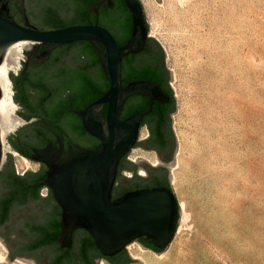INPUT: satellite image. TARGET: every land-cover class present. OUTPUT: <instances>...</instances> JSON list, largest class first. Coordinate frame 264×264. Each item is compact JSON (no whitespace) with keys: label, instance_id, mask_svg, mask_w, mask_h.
Masks as SVG:
<instances>
[{"label":"rangeland","instance_id":"374dc122","mask_svg":"<svg viewBox=\"0 0 264 264\" xmlns=\"http://www.w3.org/2000/svg\"><path fill=\"white\" fill-rule=\"evenodd\" d=\"M140 1L175 97L169 182L180 215L159 253L136 243L150 264H264V0H224L218 9L199 0ZM186 2L194 7L182 12ZM203 150L209 169L200 171ZM16 153L15 171L37 169L34 162L22 167ZM138 155L135 149L126 158Z\"/></svg>","mask_w":264,"mask_h":264},{"label":"flooded vegetation","instance_id":"af4514ba","mask_svg":"<svg viewBox=\"0 0 264 264\" xmlns=\"http://www.w3.org/2000/svg\"><path fill=\"white\" fill-rule=\"evenodd\" d=\"M34 1L36 8L31 6V0H13L10 3L11 14L22 22L25 12L32 25L49 29L51 27H47L46 19L39 22L38 13L42 16L46 8L53 7L60 13V9L66 7L69 12V17L64 18L67 25L97 23L112 33L118 45L124 44L130 37L131 13L121 0H110V5H95L96 10L92 3L98 0H91L87 9L86 4L79 0ZM28 44V53L20 58L17 72L10 77L18 116L22 119L19 129L10 137L14 152L38 167L21 172L14 170L12 182L4 193L0 192V230L12 227L11 223H14V231L26 233L25 243L20 248L8 245L5 238H1L6 252L0 255V264H15L16 257L27 259L20 255L23 251L47 253L44 261L30 260L31 264H130L135 260L125 248L113 255H104L84 228L73 229L68 244H61L62 209L50 186L42 182L47 166L31 157L34 149L44 148L48 143L61 144L63 149L70 145L94 149L99 145V138L84 127L78 111L108 90V80L100 62L97 63L87 41L41 45L38 50H47L45 56L34 53L36 44ZM120 75L123 85L134 79L158 84L166 99H154L151 109L140 120L138 138L129 151L138 149L143 153L142 157L138 155L133 160L135 163L117 172L116 178H120L125 169L138 174L143 182L120 190L113 187L112 198L121 196L127 190L159 185L170 187L168 179L176 147L172 127L175 97L158 41L149 34L139 51L123 56ZM148 103L149 96L132 94L124 101L120 116L126 117L145 108ZM106 110L107 106L104 114ZM28 207L39 213L30 216L16 214ZM136 242L146 249L156 251L158 248L150 238H139Z\"/></svg>","mask_w":264,"mask_h":264},{"label":"water","instance_id":"95a60500","mask_svg":"<svg viewBox=\"0 0 264 264\" xmlns=\"http://www.w3.org/2000/svg\"><path fill=\"white\" fill-rule=\"evenodd\" d=\"M12 1L0 0V61L7 46L20 39L41 40L33 43L36 44L34 53L39 56L48 53L47 50L44 52L38 50L41 45L87 41L95 48L108 80V90L78 111L84 127L100 140L96 148L85 149L70 145L63 149L61 144L56 146L48 143L44 148L34 149L31 156L32 159L39 160L47 166L42 182L50 186L53 197L62 209L59 234L61 244H68L73 229L84 228L104 255H113L124 248L126 250V244L139 238H150L155 246L164 249L173 236L180 215L171 187L159 185L127 190L121 196L112 198L113 187L114 190H120L143 182L140 176L133 172V176L121 174L120 178H116L118 165L121 158L134 146L140 120L151 109L153 100L166 99L160 86L152 81L134 79L123 85L121 80L123 56L139 51L149 36L141 1L124 0L125 6L131 13V29L129 39L122 45L117 44L108 29L97 23H76L40 29L29 22L25 12L22 14V22H18L10 11ZM30 3L32 7L36 6V1L31 0ZM104 4L110 5L111 2L98 0L92 3V7L96 10L95 5ZM60 13L62 18L69 17L66 7H62ZM38 17H40L39 22H45L46 14L40 16L38 13ZM38 17H35L36 21ZM28 45L22 50L25 54L28 53L26 51ZM160 48L164 60L165 52L161 45ZM168 73L171 78L169 70ZM13 75L15 74L9 70V78ZM135 93L149 96L148 105L126 117H121L124 101ZM106 106L107 110L104 114ZM15 112L19 114L18 108ZM18 129L6 136L10 144V136ZM2 155L0 140V165ZM126 155L123 160L125 168L135 163L127 159ZM14 170L12 154L6 152L5 161L0 166L1 193H4L12 182ZM38 213L30 210L29 207L16 212L17 215L22 216ZM11 224L12 227L15 226L14 223ZM12 227H4L0 230V237H4L8 245L20 248L25 243L26 233H17ZM20 255L37 262V260L44 261L47 253L23 251ZM131 258L135 260L133 262L144 264L139 258L132 256Z\"/></svg>","mask_w":264,"mask_h":264},{"label":"bare ground","instance_id":"6f19581e","mask_svg":"<svg viewBox=\"0 0 264 264\" xmlns=\"http://www.w3.org/2000/svg\"><path fill=\"white\" fill-rule=\"evenodd\" d=\"M224 0H199V5L203 7L204 9L215 7L216 9L222 8ZM186 6L184 5L183 8H181V11H187L188 7H194L193 4L186 2ZM188 6V7H187ZM187 7V8H186ZM232 28H234L235 25V16H232ZM34 42H41V40L36 39H20L12 42L9 44L4 52V55L2 57V60L0 61V91L2 95L0 96V140L2 145V159L4 157L5 150L10 153H16L12 151L7 145L4 146L2 141V137L7 135L8 133L15 130L20 124L22 119L17 115L15 110H17L18 106L13 101V88H12V82L11 79L8 76L9 70H15L19 64V60L22 57H25L26 54L22 52L23 48L28 43H34ZM139 133V130H138ZM138 138V135H137ZM4 146V147H3ZM133 148V147H132ZM17 154V153H16ZM203 154L206 156L205 164L202 165L200 168V171L209 169L208 162H207V156L208 152L203 150ZM39 161V160H36ZM31 161L28 159L22 157L20 160V163L22 164V167L29 166ZM212 162V161H211ZM211 164V163H210ZM126 247L129 249V253L134 258H139L140 260L147 262L150 264L151 260L146 257V254L142 251L140 246L136 243V241H131L128 244H126Z\"/></svg>","mask_w":264,"mask_h":264},{"label":"trees","instance_id":"16d2710c","mask_svg":"<svg viewBox=\"0 0 264 264\" xmlns=\"http://www.w3.org/2000/svg\"><path fill=\"white\" fill-rule=\"evenodd\" d=\"M78 1V0H77ZM90 1L91 0H79V2H84L85 4H86V7H85V9H87L88 7H89V5H90ZM121 4L122 5H124L125 3H124V1L123 0H121ZM125 6V5H124ZM55 7H53V8H46L45 9V14H46V20H47V22H48V24H49V26L48 27H51V28H56V27H60V26H65V25H67V23L68 22H66L65 20H64V18H62L61 16H60V13H58V11H57V9H54ZM130 15H129V25H130ZM90 46V49H91V51H92V53L96 56L95 58H96V61H97V63L99 62V57H98V54H97V52H96V50L94 49V47L90 44L89 45ZM13 98H14V100H16L15 99V97L13 96ZM126 155V154H125ZM125 155L121 158V160H120V163H119V167H118V170L119 171H121L122 169H123V165H124V158H125ZM156 251H161L162 249H159V248H156L155 249Z\"/></svg>","mask_w":264,"mask_h":264},{"label":"built area","instance_id":"2783aa9c","mask_svg":"<svg viewBox=\"0 0 264 264\" xmlns=\"http://www.w3.org/2000/svg\"><path fill=\"white\" fill-rule=\"evenodd\" d=\"M14 74L17 72V69H15V70H11ZM6 145L11 149V146H10V144L9 143H6ZM5 145V146H6ZM12 150V149H11Z\"/></svg>","mask_w":264,"mask_h":264}]
</instances>
